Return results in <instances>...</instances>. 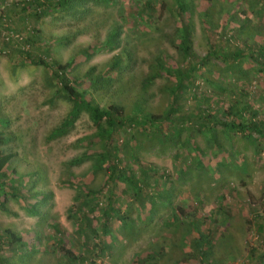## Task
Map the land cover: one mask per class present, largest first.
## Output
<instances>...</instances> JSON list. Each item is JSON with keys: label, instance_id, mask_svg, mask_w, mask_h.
Here are the masks:
<instances>
[{"label": "rangeland", "instance_id": "rangeland-1", "mask_svg": "<svg viewBox=\"0 0 264 264\" xmlns=\"http://www.w3.org/2000/svg\"><path fill=\"white\" fill-rule=\"evenodd\" d=\"M14 1L20 0H0V16ZM235 1L212 0L210 8L208 0H185L190 51L201 67L192 93L175 90L176 79L159 74L158 64L175 74L190 63L178 49L180 24L171 11L177 0H72L30 22L29 32L51 60L66 65L76 95L101 108H123L127 124L113 137L118 161L136 176L149 173L136 192L106 184V167L93 169L104 139L93 137L94 118L82 102L67 98L54 69L0 54V104L9 118L0 132L13 135L0 148L12 155L1 188L8 195L0 197V231L23 240L0 248V264L249 263L256 233L248 222L264 208V141L256 134L243 138L220 120L213 133L194 125L189 131L175 120L129 122L134 114L164 115L173 91L180 101L185 96L177 117L197 107L213 113L229 96L246 97L264 117V55L234 64L207 55L201 12L228 23L219 14ZM148 2L156 14L145 19ZM236 2L239 21L251 3L260 10L251 25L260 28L254 41L263 45L264 0ZM114 58L119 65L112 69Z\"/></svg>", "mask_w": 264, "mask_h": 264}, {"label": "trees", "instance_id": "trees-1", "mask_svg": "<svg viewBox=\"0 0 264 264\" xmlns=\"http://www.w3.org/2000/svg\"><path fill=\"white\" fill-rule=\"evenodd\" d=\"M208 1L212 4L209 6L210 8L215 6L212 0ZM236 1L233 5L228 6L231 10L230 12L228 9L224 10L226 14H219L220 17H223L224 22L225 16H229L228 23L217 24L212 21L209 13L206 11L201 12L203 31L207 34V55L215 56V58L227 62L226 64H234L237 60L253 61L256 59L257 53L264 55V43L259 46V44L254 41V35H257L261 30L256 24L251 25L253 23L252 21H256V17L259 16L260 10L257 12V9L251 3L248 8L242 9L240 14L243 18L239 21L235 12V10H237L235 6L238 5ZM71 2L72 0H20L14 1L13 4L7 3V8L4 7L2 9L0 16V54H7L8 56L16 55L20 60L26 59L31 63L44 65L49 69L53 68L54 75L59 78L67 98L76 103L82 102L89 111L91 117L94 118L96 122V133L93 137L104 139L105 146L103 152H97L93 169L100 170L106 167L107 174L105 176V182L110 186L114 187L120 183L131 187V189L125 187V191H140L142 190L140 188L143 179L148 178L149 173H145L146 171L143 172V170H141L139 172L140 174L136 176L132 171H128L126 168L121 167L122 165L118 161V146H116L113 139L114 134L119 132L121 128L127 124V117L123 108L118 105H110L101 108L92 104L90 99H86V95H76V90L70 87L68 81L65 79L66 65H59L51 60L49 56L50 52L46 50V47H41L40 44H38L40 40L37 36L29 32L30 22L34 20L38 21L43 16L48 15L51 10L70 6ZM1 3L5 6L4 1ZM148 3L149 5L145 6L143 15L145 19L151 16L150 13H153L154 16L156 14L153 12L154 4ZM175 5L176 8L171 9V11L173 16H175L174 18H176L177 22L180 24L178 29V39H180L178 49L179 52H182L183 55L188 58V61L190 60V63L188 67L182 71L174 70L175 74H173V70L166 71L165 66L157 64L160 67L159 74L176 79L175 90L178 91L181 89L180 87H184L187 89L186 93H192L196 87L197 76H201L199 71L201 67L198 61L193 59V53L190 51L189 34L191 32V27L186 21L188 20L187 13L189 7L185 0H177ZM231 21H233V23H230ZM257 24L259 23L257 22ZM225 29H227V32L223 33ZM245 33L247 36H243ZM238 39L240 40L237 41ZM114 60L111 66L112 69L119 65L118 62H116L117 59L114 58ZM199 61L201 62V59ZM163 71L164 73H161ZM172 94L171 105L164 115L160 116L150 113H142L140 115L134 114L129 118V122H135L136 120L144 126H152L154 124L164 125L166 123H173L175 120L177 122L179 121V124H183L189 131L193 129L194 125V127L199 126L205 128L208 133L216 132L211 126H215L220 122L221 126L225 127V129L239 132L243 138L252 140L251 134H256L261 141H264V117L259 115L258 109L260 108L250 107L246 97H240L241 100H238L237 97L229 96V99L225 100L226 106L224 108H215L213 113L210 112V109H212L211 107H197L195 112L190 111L185 113V115L177 117L176 115L179 112V108L185 107V104H181L182 98L185 96L181 95L180 101L177 99L176 92L174 93L173 91ZM245 94L249 96L247 93ZM178 101H180L179 105ZM261 111L264 112V108H261ZM218 113L221 114L223 119L217 116ZM171 119H173V121L170 122ZM218 120L220 121L218 122ZM8 123L9 118L2 111L0 104V126L8 125ZM11 138H13L11 133L0 132V148L5 146ZM191 146L194 148L193 145ZM11 156L10 154L0 153V197H7L8 195V193L1 190V188L8 180L5 170L9 169ZM132 159L137 164L140 163L136 157L133 156ZM12 194L13 192L10 193V195ZM217 212L218 211L215 210L211 215L215 216ZM212 219L214 220L215 218ZM248 224L254 225L256 233V242L250 244L251 246L249 247L248 264H264V208L261 211L256 210ZM55 226H57L56 231L58 232L59 225ZM0 233L4 236V238L0 240L1 249L23 243L21 237L8 229L1 230ZM202 238H198V241L202 242ZM59 240L61 241V239ZM198 254L200 256L201 252ZM204 258L205 255L202 259Z\"/></svg>", "mask_w": 264, "mask_h": 264}]
</instances>
